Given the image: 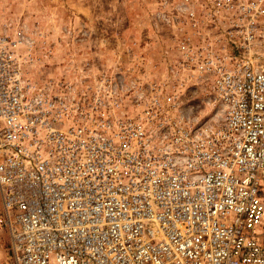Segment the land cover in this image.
<instances>
[{
    "label": "built area",
    "instance_id": "2783aa9c",
    "mask_svg": "<svg viewBox=\"0 0 264 264\" xmlns=\"http://www.w3.org/2000/svg\"><path fill=\"white\" fill-rule=\"evenodd\" d=\"M179 9L166 20L193 35L163 78L90 61L55 75L52 49L0 30L16 264H264V0Z\"/></svg>",
    "mask_w": 264,
    "mask_h": 264
},
{
    "label": "rangeland",
    "instance_id": "374dc122",
    "mask_svg": "<svg viewBox=\"0 0 264 264\" xmlns=\"http://www.w3.org/2000/svg\"><path fill=\"white\" fill-rule=\"evenodd\" d=\"M181 2L209 0H0V30H25L36 56L52 49L41 62L54 65L55 75L65 64L90 61L163 78L180 41L193 35L165 18H181ZM0 264H16L7 230L0 231Z\"/></svg>",
    "mask_w": 264,
    "mask_h": 264
}]
</instances>
